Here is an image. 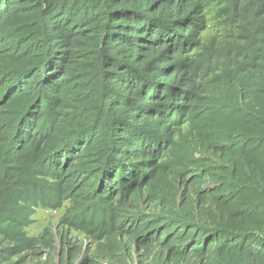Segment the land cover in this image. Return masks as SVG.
Listing matches in <instances>:
<instances>
[{"label": "trees", "instance_id": "1", "mask_svg": "<svg viewBox=\"0 0 264 264\" xmlns=\"http://www.w3.org/2000/svg\"><path fill=\"white\" fill-rule=\"evenodd\" d=\"M207 10L247 25L220 74L193 51ZM228 59L238 85L204 95ZM66 201L60 224L96 256L264 264V0H0V264H22L35 210Z\"/></svg>", "mask_w": 264, "mask_h": 264}, {"label": "rangeland", "instance_id": "2", "mask_svg": "<svg viewBox=\"0 0 264 264\" xmlns=\"http://www.w3.org/2000/svg\"><path fill=\"white\" fill-rule=\"evenodd\" d=\"M206 23L199 31L200 45L193 49L199 55L206 53L205 58L214 64L218 62V67L214 71L215 74L222 73L221 61L224 55L228 57L234 55V45L244 44L246 39L244 28L238 21L225 20L222 15H216L214 12L205 11ZM228 70L221 77H213L212 74L200 76L197 80L201 85L204 95L208 97L216 96L219 86L223 80L230 83V87L238 85L239 75L243 74V68L236 69L233 59H228ZM210 72V71H209ZM211 73V72H210ZM204 90V91H203ZM231 98V93L225 95ZM182 137L176 138L184 142L185 138L191 139L193 133L188 131L187 124L181 125ZM190 132V135H186ZM200 157L198 152L195 153ZM179 186L190 197H194L196 183L189 177H183ZM69 206L66 201L62 207L58 209L37 208L32 215V223L26 228L27 236H34L40 239L37 247L24 251L22 254V264H85L84 258L93 257L97 264H165L164 256L160 254V247L155 246L150 250H137L135 246L125 245L120 249L113 259H106L105 251H101L98 256L95 255L97 242L91 240L86 233L74 229L72 226L60 224V218ZM161 204L153 202L148 205V210L158 211ZM122 241L126 242L127 238L122 237Z\"/></svg>", "mask_w": 264, "mask_h": 264}]
</instances>
